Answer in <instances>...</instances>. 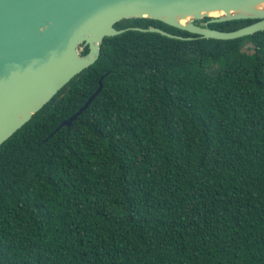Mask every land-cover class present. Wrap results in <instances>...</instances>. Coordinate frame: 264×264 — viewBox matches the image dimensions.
<instances>
[{"label":"trees","instance_id":"16d2710c","mask_svg":"<svg viewBox=\"0 0 264 264\" xmlns=\"http://www.w3.org/2000/svg\"><path fill=\"white\" fill-rule=\"evenodd\" d=\"M150 25L185 38L106 36L0 145V264H264V30Z\"/></svg>","mask_w":264,"mask_h":264},{"label":"water","instance_id":"95a60500","mask_svg":"<svg viewBox=\"0 0 264 264\" xmlns=\"http://www.w3.org/2000/svg\"><path fill=\"white\" fill-rule=\"evenodd\" d=\"M142 17L201 37L233 39L264 30V0H0V145L96 62L106 36L136 29L185 38L154 25L115 26ZM205 17L210 21L196 23ZM234 19L257 20L235 30L209 25ZM102 87L101 77L85 104L56 130L70 126Z\"/></svg>","mask_w":264,"mask_h":264}]
</instances>
